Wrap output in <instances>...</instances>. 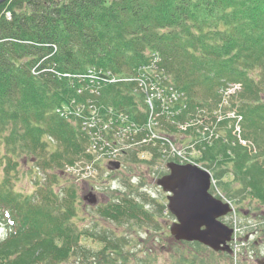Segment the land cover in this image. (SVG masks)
I'll return each mask as SVG.
<instances>
[{"label":"trees","instance_id":"1","mask_svg":"<svg viewBox=\"0 0 264 264\" xmlns=\"http://www.w3.org/2000/svg\"><path fill=\"white\" fill-rule=\"evenodd\" d=\"M151 53L161 57L160 67L187 103L178 119L189 118L197 106L213 109L222 85L244 82L234 104L244 115V136L259 153L252 159L227 130L206 149L200 147L196 161L219 168L217 177L231 172L243 187L239 193L264 204V0H5L0 3V217L10 232L0 240V264H71L73 258L87 264L86 254L95 258L90 264H126L118 243L79 228L75 186L66 189L67 211L62 202L51 203L60 199L53 182L38 186V199L22 198L8 185L28 160L39 161L43 173L56 181L52 171L61 175L67 164L85 155L88 135L77 120L61 117L57 106L95 98L146 120L149 114L138 108L144 102L134 93L135 83L106 84L94 97L79 93L84 81L63 74L97 67L131 75ZM161 121L162 131H178L166 116ZM149 152L150 159L134 151L126 160L152 164L163 157L158 147ZM127 184L135 189L131 180ZM138 195L110 202L98 214L160 230L166 207L146 193ZM149 202L158 213L146 208Z\"/></svg>","mask_w":264,"mask_h":264},{"label":"rangeland","instance_id":"2","mask_svg":"<svg viewBox=\"0 0 264 264\" xmlns=\"http://www.w3.org/2000/svg\"><path fill=\"white\" fill-rule=\"evenodd\" d=\"M154 75H149L150 84L148 87L150 90H157L159 87L158 81L154 79ZM245 87L244 82L239 80V83L231 85ZM237 88L236 90H239ZM235 90V91H236ZM264 97V95H263ZM137 100H135L136 102ZM166 102H163L165 106ZM138 108L144 111V108L138 103ZM84 110L83 107H81ZM228 108L224 107L223 111H227ZM77 111H80L77 109ZM210 112H212L210 114ZM84 113H86L84 111ZM110 112L108 115H103L100 123L104 122L108 124L112 121ZM209 114V115H208ZM220 116V106H215L211 111L209 108L197 106L195 115L192 117L194 123L184 127V131H176L170 134L172 140V152H178V155L190 152V154L197 158L196 143L211 141L220 132V128L228 130L230 128L229 123L220 124L215 117ZM221 117V116H220ZM111 118V120H109ZM152 121V118H150ZM233 123V121H231ZM222 126V127H221ZM232 129H234L232 127ZM238 131V129H236ZM233 131V130H232ZM234 135V133H233ZM235 136V135H234ZM237 139L238 136H235ZM189 144V145H188ZM202 146V144H201ZM120 151V149H117ZM170 153V150L164 149ZM132 153V152H131ZM130 152L121 157L122 165L119 169H112L109 175H106V171L103 170V178H99L93 181L91 184L83 182L75 177V175L67 170L59 175V170H54L52 173L58 175V179L51 180L50 177L43 173L42 168L38 165L39 161L32 162L28 160L23 162L20 166L19 172L13 173L11 178V184L8 186L16 193L20 194L22 198L31 197L37 198V188L41 184L52 183V189L59 195L60 199L52 198V204L63 203L65 198H68L66 189L68 187L75 186L78 189L77 202L73 206L75 213L78 216L75 218L79 228L81 230H93L98 233L105 234L113 242L118 243L125 256L128 258L126 264H230L231 261L235 264H263L264 262V204L258 199L252 196H245L241 192L243 187L237 182L234 176L229 172L223 177H217L215 173L219 172V168L210 167L209 169L214 174L215 190L220 193V197H225L231 201L235 211L237 213L238 220V236L241 239L239 243V253L235 255V258L222 253H213L209 248L201 247L199 244H190L189 242L178 241L171 234V226L175 221V217L168 215V213L160 215L162 228L158 231L148 229L134 221L129 222H115L100 216L98 213V207L106 205L113 201H119L124 197L122 193H129L132 198L137 197V193L127 187V181L131 180L134 188L141 193H146L150 197L154 198L160 204L164 206L168 205L167 193L158 185V179L166 172V163L169 162L167 158L159 157L155 163L147 164L139 161H132L129 157ZM150 158L149 153L139 152L138 156ZM170 155V154H169ZM253 159L254 154H249ZM104 163V162H103ZM124 165V166H123ZM228 166H231L230 164ZM0 177H4L3 170L0 169ZM38 182V184H37ZM142 182V188H140ZM8 184V181H7ZM89 192H93L97 195L96 204H89L84 201L83 197ZM40 198V197H39ZM91 198V197H90ZM41 200V199H40ZM39 200V201H40ZM62 208L69 211V207L63 203ZM101 208V207H100ZM148 210L154 213L155 207L151 204L146 206ZM73 211V212H74ZM259 226V230L256 226ZM254 231L255 235H250V232ZM6 237V226L2 225L0 221V239ZM86 245H91L92 248H97L98 245L94 243L86 242ZM94 257L85 255V262L94 260ZM84 261L83 258L71 259V264H80ZM74 262V263H73Z\"/></svg>","mask_w":264,"mask_h":264},{"label":"water","instance_id":"3","mask_svg":"<svg viewBox=\"0 0 264 264\" xmlns=\"http://www.w3.org/2000/svg\"><path fill=\"white\" fill-rule=\"evenodd\" d=\"M4 0H0V3ZM119 168L120 163H113ZM170 173L161 177L158 184L169 192V209L177 216L171 227L177 240L199 241L215 250L230 251L227 242L232 229L219 218L231 208L209 193L211 174L195 164L168 163ZM91 197V198H90ZM91 203L96 199L86 196Z\"/></svg>","mask_w":264,"mask_h":264},{"label":"flooded vegetation","instance_id":"4","mask_svg":"<svg viewBox=\"0 0 264 264\" xmlns=\"http://www.w3.org/2000/svg\"><path fill=\"white\" fill-rule=\"evenodd\" d=\"M264 264V262H262Z\"/></svg>","mask_w":264,"mask_h":264},{"label":"bare ground","instance_id":"5","mask_svg":"<svg viewBox=\"0 0 264 264\" xmlns=\"http://www.w3.org/2000/svg\"><path fill=\"white\" fill-rule=\"evenodd\" d=\"M5 1V0H4Z\"/></svg>","mask_w":264,"mask_h":264}]
</instances>
